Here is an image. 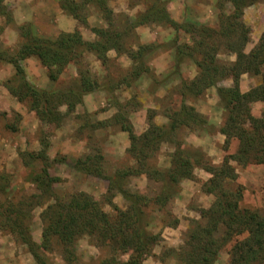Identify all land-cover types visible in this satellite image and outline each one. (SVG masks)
<instances>
[{
  "label": "rangeland",
  "instance_id": "rangeland-1",
  "mask_svg": "<svg viewBox=\"0 0 264 264\" xmlns=\"http://www.w3.org/2000/svg\"><path fill=\"white\" fill-rule=\"evenodd\" d=\"M159 1L164 3L171 18L183 26L197 27L198 32H186L183 28L175 31L164 24H134L137 13L145 10L140 0H104V6L93 2L81 5L82 0H69L71 4L67 7L74 4V13L62 9L58 0H0V264H99L113 253L118 259H127L130 245L121 248L118 241L110 247L97 245L86 234L77 236L68 250L52 240L50 249L39 247L43 244L41 216L55 197L50 196L45 186H39L41 180L37 174L48 177L55 194L76 193L79 198L99 204L111 215L114 210L126 208V197L119 190L109 189L107 178L96 173L85 174L74 167L79 156L91 150L96 152L94 147L103 155V175L111 176L116 170L135 163L127 153V133L120 130L116 117L129 121L140 134L150 121L156 125L167 123L168 109L193 107L202 118L193 121L190 127H181L176 139L192 153L195 149L203 155L200 159L207 158L215 164L222 161L225 137L219 129L225 112L218 88L238 87L246 91L261 82L262 73H245L236 79L217 77L214 86L194 94L190 82L197 76L194 61L200 54L190 55L188 48L198 40L208 45L213 40L222 42L216 31L224 17L233 16L232 2ZM104 7L111 11L114 28L127 31L124 43L128 51L119 53L109 49L103 56L99 50L78 47L76 60L69 62L55 79L49 77L50 70L35 56L18 60L22 74L9 62L17 57L26 40L21 35V26L48 38L78 30L84 41L92 42L97 37L93 28L107 26ZM240 20L249 28L244 44L247 53L264 33V0L244 7ZM201 28L212 34L205 37ZM215 58L223 65L234 61L235 55L220 49ZM83 72L89 79L83 86L82 100L58 122L48 123L41 117L42 113L36 114L31 97L16 96L23 95L24 82H27L39 92H45L48 98L54 96L49 103H41L47 111L66 113L64 100L66 96L74 99L69 90L78 87L79 73ZM92 80L96 81L94 89ZM12 88L18 90L16 95L9 92ZM263 111L264 102L251 104L253 116L259 117ZM173 147L169 142L161 143L149 161L160 169L167 168ZM236 148L237 141L232 140L227 152L233 153ZM233 166L237 173L235 182L243 186L241 205L264 213V164L240 166L233 162ZM194 172L203 181L210 176L201 168ZM151 184L154 183H149L143 174L116 182L126 191L146 196L152 193ZM212 200L213 195L204 192L199 182L184 179L177 184L165 212L148 208L144 212V219L148 221L145 228L159 234V239L143 263L174 264L172 256L164 262L159 257L184 244L189 220L198 218L199 209L207 208ZM170 217H175L177 223ZM25 239L37 246V258L29 251ZM227 263L228 255L223 250L215 264Z\"/></svg>",
  "mask_w": 264,
  "mask_h": 264
},
{
  "label": "trees",
  "instance_id": "trees-1",
  "mask_svg": "<svg viewBox=\"0 0 264 264\" xmlns=\"http://www.w3.org/2000/svg\"><path fill=\"white\" fill-rule=\"evenodd\" d=\"M140 1L145 10L137 13L134 24L156 23L169 25L175 31L183 28L186 32H198L197 27L183 26L171 18L161 1ZM256 1L258 0H231L233 16L224 17L216 31L222 38V42L207 41L208 45L203 40H198L188 48L191 51H189L190 55L196 52L200 54V58L194 61L198 68L197 76L190 82L194 88L192 89L194 94L214 86L217 77L232 76L236 79L245 73L257 71L262 73L261 82L246 91H240L238 87L218 88L225 112L219 129L225 137L223 145L225 154L222 161L215 164L207 158L200 159L203 155L195 149H192L194 151L192 153L190 148L182 146V143L176 139L177 131L181 127H190L193 121L202 118L201 114L193 110V107L183 105L179 109H168L167 123L156 125L150 121L148 128L140 134L135 132L129 121L116 117L115 122H119L120 130L127 133L129 140L127 153L134 158L135 163L116 170L111 176L103 175L101 173L103 155L98 148L94 147L93 150L96 152L91 150L79 156L74 167L85 174L96 173L98 176L107 178L109 189L119 190L126 197V208L114 210V214L111 215L104 212L99 204L79 198L76 193L55 194L51 190L48 177L45 179L37 174V178L42 182L39 186H45L50 196L55 197L53 203L46 206L41 216L44 224L43 244L39 247L48 250L53 241L68 250V246L77 236L86 234L97 245L101 243L110 247L114 245V241L122 244L121 248L127 244L130 245L131 250L126 260L118 259L113 253L99 264H144L143 261L146 256L152 254V247L159 239V234H153L145 228L148 221L144 219V212L151 207L153 210L165 212L177 184L187 179L199 182L204 192L213 195V200L207 208L199 209L198 218L189 220L184 234V244L169 249L165 256L159 257L160 261L164 262L172 256L174 264H215L223 250L228 255L227 264H261L264 261V213L241 205L243 186L235 182L237 173L233 166V162L240 166L264 164V111L259 117L251 113L253 102H264V33L246 53L244 44L248 39L249 28L240 20L244 7ZM58 2L62 9H70L73 13L76 10L74 4L67 7L71 4L69 0H58ZM91 2L104 6V0H82L81 5ZM104 10L103 16L107 26L93 28L97 37L92 42L84 41L78 30L60 32L57 36L48 38L37 35L30 27L21 26V35L26 40L16 53L17 57L11 58L9 62L14 65L17 73L22 74L18 60L35 56L50 70L49 77L55 79L69 62L76 60L79 54L76 52L78 47L99 50L103 56L109 49H115L119 53L121 50L128 51L129 48L124 43L127 31L114 28L111 11L105 7ZM201 31L204 32L205 37L212 34L211 32L208 34L209 30L206 28H201ZM220 49L232 52L235 55L234 61L223 65L218 63L215 55ZM79 74L78 87L69 90V94L74 99L66 96L64 100L67 107L66 113L47 111L41 103L43 101L49 103L54 96L48 98L45 92H39L27 82H24L26 90L22 96L16 95L18 91L16 88L9 89V92L17 97L20 96V99L31 97V106L36 114L42 113L41 117L46 118L48 123L58 122L61 117L70 114L76 103L82 100L83 86L85 82L87 83L89 76L85 72ZM95 85L96 81L92 80L93 89ZM56 118L57 121H55ZM232 140L237 141V148L233 153H228ZM163 142H169L174 147L169 154L168 167L160 169L152 164L149 158ZM196 168L203 169L210 176L204 181L199 179L194 172ZM140 174L145 175L149 183H154L151 184L153 185L152 193L147 196L126 191L124 187L116 185L117 181L125 182L129 176ZM167 214L170 216L169 212ZM170 218L177 223L175 217ZM25 242L29 251L37 258L38 253L35 250L37 246L26 239ZM112 249L114 252V248L109 250Z\"/></svg>",
  "mask_w": 264,
  "mask_h": 264
},
{
  "label": "crops",
  "instance_id": "crops-1",
  "mask_svg": "<svg viewBox=\"0 0 264 264\" xmlns=\"http://www.w3.org/2000/svg\"><path fill=\"white\" fill-rule=\"evenodd\" d=\"M46 9H47V8H46ZM46 11H48V9H47Z\"/></svg>",
  "mask_w": 264,
  "mask_h": 264
}]
</instances>
